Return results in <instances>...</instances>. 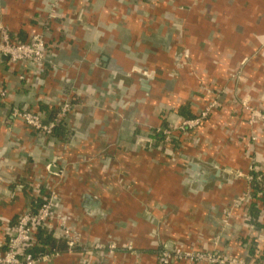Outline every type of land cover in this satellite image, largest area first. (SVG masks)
Listing matches in <instances>:
<instances>
[{"label": "crops", "instance_id": "crops-1", "mask_svg": "<svg viewBox=\"0 0 264 264\" xmlns=\"http://www.w3.org/2000/svg\"><path fill=\"white\" fill-rule=\"evenodd\" d=\"M0 20L20 41L44 34L55 62L0 56V244L52 195L89 249L37 264H158L170 243L264 260V193L233 174H264V0H0ZM65 101L73 107L52 134L13 114L49 122ZM209 103L173 143L150 131ZM190 163L205 169L202 189ZM97 239L118 248L95 251Z\"/></svg>", "mask_w": 264, "mask_h": 264}, {"label": "built area", "instance_id": "built-area-1", "mask_svg": "<svg viewBox=\"0 0 264 264\" xmlns=\"http://www.w3.org/2000/svg\"><path fill=\"white\" fill-rule=\"evenodd\" d=\"M52 52L48 46L47 40L42 33L33 34L29 40L20 41L15 38L10 29L0 20V56L8 62L19 63L21 66L34 67H55V62L51 57ZM8 90L4 84L0 82V101H6ZM73 104L71 101H65L59 106L56 117L44 122L42 115L33 110L13 111L14 116L24 122L28 127L47 134H52L60 125L62 118L71 111ZM215 104L209 103L202 108L199 113L191 117H184L175 127L158 126L150 131L157 137H162L163 143L175 142L181 134H186L191 130L198 128L204 120H206ZM256 115L252 113L251 122H254ZM246 174L243 171H236L237 177H245L247 179L256 180L260 185V190L264 193V174L259 169L253 168L250 173ZM245 196L235 198L230 205L223 209L221 219L222 229L226 230L230 226V220L234 212L245 200ZM53 196L46 198L38 205H31L18 218L13 233L5 243L0 244V264H37L38 262H50L52 257L58 256L60 253L54 251L51 254H45L36 257L29 247L36 242V232L38 228L54 223L57 225V238L63 239L67 244V252L72 253L75 249L82 247L89 249L83 241V232L78 228L72 227L66 218L60 212L55 211ZM46 228V227H45ZM220 239V237H219ZM90 246L95 251H114L118 248L115 242L104 243L101 240L91 242ZM130 251L133 250V245L128 246ZM158 264H264L261 258V252H258L254 260L247 261L234 254L220 250L215 247L212 250H193L177 246L168 249L165 244L158 253Z\"/></svg>", "mask_w": 264, "mask_h": 264}, {"label": "trees", "instance_id": "trees-1", "mask_svg": "<svg viewBox=\"0 0 264 264\" xmlns=\"http://www.w3.org/2000/svg\"><path fill=\"white\" fill-rule=\"evenodd\" d=\"M60 126L61 124L59 125V127ZM253 175L255 176L256 174L253 172ZM253 184L261 192L260 185L256 180H253ZM41 202L42 201L39 200L37 201V203H34L32 205H38ZM35 238L36 242H34L33 245L29 247V250L32 251L36 257L45 255L47 253L51 254L54 251H57L61 254V252L67 250L66 242L63 239L57 238L53 234L48 233L45 228H38V233L36 232Z\"/></svg>", "mask_w": 264, "mask_h": 264}, {"label": "water", "instance_id": "water-1", "mask_svg": "<svg viewBox=\"0 0 264 264\" xmlns=\"http://www.w3.org/2000/svg\"><path fill=\"white\" fill-rule=\"evenodd\" d=\"M142 85L143 88L145 90L148 89V85L146 84V82L143 80L142 81ZM190 168L193 169L194 171V180L193 182H195L197 184L198 189H202L203 188V184L205 183V169L201 166V164H196V163H190ZM168 249L171 250L172 249V244H168Z\"/></svg>", "mask_w": 264, "mask_h": 264}]
</instances>
